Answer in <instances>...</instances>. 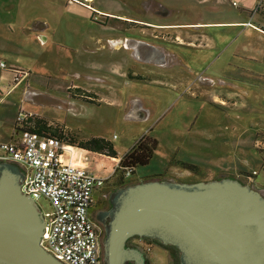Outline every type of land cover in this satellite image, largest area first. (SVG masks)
<instances>
[{
	"label": "rangeland",
	"instance_id": "374dc122",
	"mask_svg": "<svg viewBox=\"0 0 264 264\" xmlns=\"http://www.w3.org/2000/svg\"><path fill=\"white\" fill-rule=\"evenodd\" d=\"M68 1L70 0H23L24 10L30 12L37 11L36 9L46 12L54 10L57 18L56 34L52 36L54 42L50 40L44 45L41 39L38 41L33 38L21 39L18 34L14 37L15 44L27 48L22 56L25 58L24 64L30 67L26 69L30 74L24 78V82L30 80L35 86L46 87L40 89L38 93L35 91L32 102H23L21 108L26 111L33 108L37 112L32 114L34 117L36 115L44 117L53 125H61L70 133H74L78 141L93 136L105 137L119 145L117 150L120 154H123L134 142L135 135L148 132V128L154 124V118L145 123L129 122L123 108L115 101L111 103L114 99L119 100L118 94L121 93L120 96L132 92H140L146 96L153 94L156 97H148L147 102L156 107V113L161 111L164 115L150 132L159 136L158 155L148 165L137 166L130 175H127L124 167L120 165V159L98 153L90 155L95 172L104 176L110 175L102 192L97 196L99 201L107 192L111 193L114 189L122 188L124 184L129 185L149 179L195 182L221 178V175L205 178V171L202 168L188 171L182 167L174 171L171 169L163 171L159 175L140 176L145 172L157 173L164 170L162 159L170 154L171 157L175 155L178 159L188 160L192 158L191 155L196 154L198 148L194 144L198 126L196 116L198 108L202 105H205L206 109L205 117L202 119L205 123H208L210 118H215L229 128H232L235 121H238V125L242 124L240 117L244 116V113L241 111L221 109L208 104L207 101L204 104L205 97L197 98L199 94L191 96L186 93V90L198 92L203 88L218 93L221 90L234 88L230 83H222L219 79L227 75L225 73L227 66L222 64L221 60L234 58L231 54V46L224 53L219 54L220 59H216V54L212 51L173 42V37L176 36L171 33L181 30H200V26H203L200 23L205 21L234 19L236 14H241L245 2L243 0H73L74 2L68 3ZM19 5V0H12L10 8L16 11ZM151 23L169 24V29H161ZM215 32L221 40L224 38V29ZM119 38L125 42L126 47H123V43L119 47L115 46V41L121 44L122 41L116 40ZM138 38L142 42L138 43ZM228 39L229 35L227 40L221 42L226 43ZM151 42L158 43L154 45L158 50L150 58ZM150 73L160 80L167 81V87L150 84L139 88L125 83L124 79L137 78L136 75L149 79ZM107 76L110 83L104 79ZM72 87H82L101 93L104 102L94 104L75 99L70 93ZM15 97L13 94L7 98V102L0 105V130L5 134L8 132L7 125L12 124L18 110L15 107ZM216 108L219 111L215 110V113ZM242 122L245 123V120ZM178 145L182 147L177 149ZM74 146L79 148L75 152L82 151L77 144ZM171 149L174 151L172 152ZM235 177L249 183L242 174ZM38 204L44 213L51 210L49 201L44 197L38 200ZM149 255L154 264H178L171 254L166 255L159 248H154Z\"/></svg>",
	"mask_w": 264,
	"mask_h": 264
},
{
	"label": "crops",
	"instance_id": "0c3cea01",
	"mask_svg": "<svg viewBox=\"0 0 264 264\" xmlns=\"http://www.w3.org/2000/svg\"><path fill=\"white\" fill-rule=\"evenodd\" d=\"M19 1L20 5L18 9L12 11L10 8L12 0H0V61L7 64V67L0 66V105L7 102V98L14 94L16 96L15 107L18 110L22 107L23 102H32L35 91L38 93L40 89L46 87L35 86L30 80L24 82V78L30 74L26 70L30 69V67L28 64H24L25 58L22 56L27 48L15 44L14 37L18 34L21 39L33 38L36 41L41 39V43L44 45L49 43L50 40L54 42L52 36L56 34L55 23L57 18V13L54 10L48 12L39 9H36L37 11L34 12L24 10L23 0ZM74 1L70 0L68 3ZM259 1L260 3L258 4ZM243 2H245V6L240 11L241 14H236V18L234 19L205 21L200 23L203 24V26H200V30H181L171 33L176 36L173 37V42L183 43L189 47L196 46L204 51H212L216 54V59H220L219 54L224 53L231 46V54L234 58H229L227 61L221 60L222 64L227 66L225 70L227 75L219 79L222 83H230L234 88L221 90L218 93L206 88L198 90V92L186 90V93L191 96L199 94V96H196L197 98L205 97L204 104L207 101L208 104L218 106L221 109L226 108L230 111H241L244 113V116L240 117L242 124L238 125V121H235L232 124V128H229L215 118H210V121L205 123L202 119L205 117L206 109L205 105H202L198 108L199 111L196 116L198 126L196 129L197 137L194 140V144L198 147L197 152L199 151V153L197 154L196 152V154L191 155L192 158L189 160L178 159L175 155L171 157L170 154L163 158L164 160L162 159L164 170H160L161 172L157 173L145 172L140 177L159 175L169 169L174 171L182 167L176 161H185L199 166L200 169L202 168L205 171V178L219 177V175H221L220 177L227 175L235 177L242 174L247 178L249 184L264 194V173H262L264 172V0H243ZM86 5L89 6L88 4ZM151 24L161 29H169V24ZM223 29L224 38L221 40L215 31L218 30L220 32ZM228 35V41L222 43L221 41L227 40ZM116 40L122 41L121 38ZM108 41L109 38L107 39V43ZM137 41L138 43L142 42L140 38ZM122 43L124 44L125 42L122 41L121 45ZM150 44L152 45L149 47L151 58L153 53H157L158 49L154 45L158 43L151 42ZM123 47H126V44ZM17 70H22L26 74L16 79V76L20 74ZM149 75L150 78H146L147 80L131 77H127L124 80L127 85L139 88L149 86L150 84H159L167 87V81L160 80L158 77L153 76V73ZM108 78V76L104 77L110 83ZM108 88L110 89L111 87ZM93 92L99 96L100 102L103 103L104 96L96 91ZM118 95L117 99L119 100L114 99L111 103L116 102L118 106L123 108L122 110L125 117L129 119V122L145 123L154 118L153 126L148 128V132L144 131L142 134L138 133L137 136L135 135L134 142L137 137L146 133L156 138L160 145L158 134H150V132L164 115L161 111L156 113V107L147 102L148 97L153 98L156 96H153V94L146 96L140 92H132L123 96H120L122 95L120 93ZM215 110L219 111L217 108ZM17 112L12 124L7 125L8 132L5 134L0 130L1 139L11 141L20 136L16 124ZM28 112L37 114L33 108ZM243 120H245V123L242 122ZM134 142L128 148L126 147L127 150L125 148V152L132 147ZM114 145L116 149L119 146L116 143ZM159 145L150 162L158 155ZM181 147L182 145H178L177 149ZM81 149V152H77L76 160L95 171L90 155L96 152ZM171 150L172 152L174 151L173 149ZM125 152L123 154L118 153L119 157L115 159H121ZM256 166L261 167L262 171ZM98 195L96 194V197Z\"/></svg>",
	"mask_w": 264,
	"mask_h": 264
},
{
	"label": "water",
	"instance_id": "95a60500",
	"mask_svg": "<svg viewBox=\"0 0 264 264\" xmlns=\"http://www.w3.org/2000/svg\"><path fill=\"white\" fill-rule=\"evenodd\" d=\"M23 180L17 164L0 161V264H66L42 245L45 217ZM134 236L177 247L181 264H264V194L232 176L129 184L115 194L105 264L143 262L127 246Z\"/></svg>",
	"mask_w": 264,
	"mask_h": 264
},
{
	"label": "built area",
	"instance_id": "2783aa9c",
	"mask_svg": "<svg viewBox=\"0 0 264 264\" xmlns=\"http://www.w3.org/2000/svg\"><path fill=\"white\" fill-rule=\"evenodd\" d=\"M1 67L7 64L0 61ZM20 74L26 73L17 70ZM32 113L20 108L16 116L19 137L0 138V161L17 164L24 172L22 191L36 202L47 199L41 238L44 248L66 264H102L99 232L90 209L110 175L104 176L76 159L77 146L57 137L43 136L26 127ZM133 169L126 167L127 175ZM43 211V210H42Z\"/></svg>",
	"mask_w": 264,
	"mask_h": 264
},
{
	"label": "trees",
	"instance_id": "16d2710c",
	"mask_svg": "<svg viewBox=\"0 0 264 264\" xmlns=\"http://www.w3.org/2000/svg\"><path fill=\"white\" fill-rule=\"evenodd\" d=\"M137 78L145 79L142 75H136ZM71 95L75 99H80L90 103H97L99 101V96L93 92L88 91L81 87H72L70 89ZM26 127L33 132H36L43 136L57 137L65 140L73 145L77 144L80 148L105 154L109 157L117 158L119 157L118 151L111 140L102 136H93L88 139H82L80 141L76 140L74 133H70L69 130L65 129L61 125H53L46 118L39 116H31L28 119ZM72 135V136H69ZM159 145V141L149 134H143L135 139L132 147L125 152V154L120 159V165L124 167H130L134 169L139 165L149 164L155 150ZM182 167L190 169L192 171H197L199 167L189 162L176 161ZM123 186H127L124 184ZM179 264V259H177Z\"/></svg>",
	"mask_w": 264,
	"mask_h": 264
},
{
	"label": "flooded vegetation",
	"instance_id": "af4514ba",
	"mask_svg": "<svg viewBox=\"0 0 264 264\" xmlns=\"http://www.w3.org/2000/svg\"><path fill=\"white\" fill-rule=\"evenodd\" d=\"M119 189H114L111 193L107 192L106 196L103 197L101 201L95 197L90 209L91 218L93 219L99 232L100 246L102 250V264H105L104 241L107 236V230L111 220V210L114 206L115 194ZM127 246L131 248H138L143 256V262L129 260L127 264H154L152 258H150L149 255V253L152 252L154 248L161 249L166 253V255L171 254L172 258L176 260L179 259V264H181L180 250L173 245H166L152 238L134 236L128 239Z\"/></svg>",
	"mask_w": 264,
	"mask_h": 264
},
{
	"label": "bare ground",
	"instance_id": "6f19581e",
	"mask_svg": "<svg viewBox=\"0 0 264 264\" xmlns=\"http://www.w3.org/2000/svg\"><path fill=\"white\" fill-rule=\"evenodd\" d=\"M114 43H115V46H116V47L121 46V44H120L119 42H117V41H115Z\"/></svg>",
	"mask_w": 264,
	"mask_h": 264
}]
</instances>
